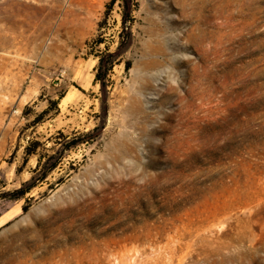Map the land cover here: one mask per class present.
Wrapping results in <instances>:
<instances>
[{"label":"rangeland","instance_id":"374dc122","mask_svg":"<svg viewBox=\"0 0 264 264\" xmlns=\"http://www.w3.org/2000/svg\"><path fill=\"white\" fill-rule=\"evenodd\" d=\"M108 1L0 0V264H264V0Z\"/></svg>","mask_w":264,"mask_h":264},{"label":"trees","instance_id":"16d2710c","mask_svg":"<svg viewBox=\"0 0 264 264\" xmlns=\"http://www.w3.org/2000/svg\"><path fill=\"white\" fill-rule=\"evenodd\" d=\"M116 0H109L108 3L106 4V11H105V15L107 13V11H109L113 5V3ZM121 1V6L123 8V13H122V22L125 23L126 20H128L129 18L128 15L131 12V4L129 0H120ZM102 27V22L98 23V29H100ZM95 43L99 44L101 43V40H95ZM94 56L97 58V66H96V71L94 74V79L93 82L96 83L98 82L100 85V88H103L105 86V80H106V76L110 70L111 64L113 62V60L110 59H106L105 58V52H97L96 54H94ZM18 193L17 196H14L15 198L23 196L25 192H27V189H23L22 187H20L19 189L16 190Z\"/></svg>","mask_w":264,"mask_h":264},{"label":"bare ground","instance_id":"6f19581e","mask_svg":"<svg viewBox=\"0 0 264 264\" xmlns=\"http://www.w3.org/2000/svg\"><path fill=\"white\" fill-rule=\"evenodd\" d=\"M158 47V46H157ZM201 63H202V61H201Z\"/></svg>","mask_w":264,"mask_h":264}]
</instances>
